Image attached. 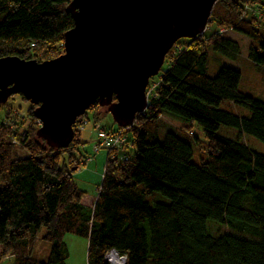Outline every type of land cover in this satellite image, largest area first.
Instances as JSON below:
<instances>
[{
    "label": "trees",
    "instance_id": "obj_1",
    "mask_svg": "<svg viewBox=\"0 0 264 264\" xmlns=\"http://www.w3.org/2000/svg\"><path fill=\"white\" fill-rule=\"evenodd\" d=\"M70 1L0 0V57L42 61L61 54L64 32L73 26ZM230 31L251 40L247 56L264 68V2L217 0L203 33L178 40L166 54L167 67L146 88V109L129 126L114 121L110 130L125 129L132 146L126 158L107 151L90 205L73 179L80 162L72 150L83 143L82 117L101 123L110 114L106 107L96 102L88 108L92 117H78L63 148L48 146L24 116L6 112L0 119V264H66L67 234L87 241L86 264H111L105 257L111 249L126 264H264V152L244 139L264 143V101L239 89V70L223 65L214 76L206 70L213 52L240 53L224 34ZM224 101L247 114L222 108ZM34 109L25 117L37 119ZM163 116L201 127L199 162L190 127L164 124ZM221 125L236 135L221 134ZM161 127L169 128L163 140ZM15 145L28 155H17ZM156 193L165 200L147 199ZM208 222L227 231L216 234ZM42 242L49 248L37 259L32 252Z\"/></svg>",
    "mask_w": 264,
    "mask_h": 264
},
{
    "label": "water",
    "instance_id": "obj_2",
    "mask_svg": "<svg viewBox=\"0 0 264 264\" xmlns=\"http://www.w3.org/2000/svg\"><path fill=\"white\" fill-rule=\"evenodd\" d=\"M216 1L71 0L61 54L0 57V105L13 94L36 104V136L53 148L71 142L76 119L96 102L129 126L146 109V88L166 54L203 33Z\"/></svg>",
    "mask_w": 264,
    "mask_h": 264
},
{
    "label": "rangeland",
    "instance_id": "obj_3",
    "mask_svg": "<svg viewBox=\"0 0 264 264\" xmlns=\"http://www.w3.org/2000/svg\"><path fill=\"white\" fill-rule=\"evenodd\" d=\"M264 2V0H261ZM212 24V23H210ZM209 24V25H210ZM213 26H211L212 28ZM210 28V27H209ZM228 37L233 40H236L240 47V53L236 55H228L222 54L219 52H213L207 61L206 70L210 76H214L217 71L223 66H230L240 71V81H239V89L249 94L253 97L259 98L264 101V68L255 66L254 62L248 58V46L251 43V40L242 35L238 34L234 31L224 33ZM176 44V43H175ZM174 44V45H175ZM173 52H171L172 55ZM168 60H165L164 64L162 65L160 72L167 67ZM159 72V73H160ZM153 78V82L156 83L159 79L158 74L156 76L151 77ZM150 78V79H151ZM151 81V80H149ZM35 107L36 104H33ZM32 106L30 101H25L19 96V94L11 95L5 104L0 105V119L6 115L7 111L19 113L20 116H24V124H28L31 126L40 127L39 119L34 118H26L25 115L27 114L28 109ZM222 108L229 109L239 115H246L247 110L243 107L238 105H234L228 101H224L221 104ZM87 115L92 117V111L89 109L86 110ZM84 115V114H83ZM81 115V116H83ZM80 117V116H79ZM87 119L90 122L83 125V120ZM92 119L82 117V124L81 127L83 129L79 132V139L82 144L78 146L77 150H72L74 155L79 159L80 167L78 170L73 172V179L78 184V186L85 192L83 199L85 201L89 200L91 196H96V187L101 183L102 171L105 164V160L107 158V150L100 149V152H97L94 147V140L96 138V134L93 132V123ZM162 121L164 124L169 126H173L176 128H180L182 123L177 119H174L170 116H163ZM101 124L107 129H115L117 124L114 122L111 114L105 115L103 120H101ZM190 127L191 134L190 140H194L197 138L200 148L198 145L193 147L194 155L193 161L199 162L198 152L204 151L205 144H204V136L201 127L196 122L191 123H183ZM83 125V126H82ZM169 128L161 127L159 131V139L163 140L164 134ZM35 130V131H36ZM219 132L223 135L234 137L236 135L235 128L221 125ZM250 145H252L256 150L260 152H264V143L259 141L252 135H246L245 138ZM96 142V141H95ZM15 151L19 156H27L28 152L24 149L15 145ZM197 153V155H196ZM90 158V160H88ZM112 158V157H111ZM84 161L85 164H84ZM83 162V163H82ZM147 199L150 201L153 200H165L159 194L148 195ZM212 222H208V226ZM210 229L212 232L219 234L226 232V228L211 224ZM65 245L67 248V257H66V264H86V255H87V241L84 238L73 234H67L64 237ZM46 248H49V245L45 242L40 243L33 252L32 256L37 259H42L45 255ZM111 255V254H110ZM110 259H113L109 256ZM5 264V263H4ZM11 264V263H10ZM120 264H124V262H120Z\"/></svg>",
    "mask_w": 264,
    "mask_h": 264
},
{
    "label": "built area",
    "instance_id": "obj_4",
    "mask_svg": "<svg viewBox=\"0 0 264 264\" xmlns=\"http://www.w3.org/2000/svg\"><path fill=\"white\" fill-rule=\"evenodd\" d=\"M90 122L87 119L83 120V125ZM93 123V132L96 134V138L94 140V147L95 150L98 152L101 148L105 149L109 152L110 157H116L119 152H122L120 157L126 158L125 156L126 151L131 149V142L128 133L124 129L120 130H110L105 128L100 122H92ZM82 125V126H83ZM83 128V127H81ZM96 141V142H95ZM90 160V158H88ZM114 254L116 257L113 259H110L109 256ZM106 259L111 264H120V262H124L126 264V256L125 255H119V253L115 249L109 250L106 255Z\"/></svg>",
    "mask_w": 264,
    "mask_h": 264
},
{
    "label": "crops",
    "instance_id": "obj_5",
    "mask_svg": "<svg viewBox=\"0 0 264 264\" xmlns=\"http://www.w3.org/2000/svg\"><path fill=\"white\" fill-rule=\"evenodd\" d=\"M83 129V128H81ZM83 163V162H82ZM85 164V163H84ZM95 200V196H91L89 200L85 201L83 198H82V201L88 205L92 204Z\"/></svg>",
    "mask_w": 264,
    "mask_h": 264
},
{
    "label": "bare ground",
    "instance_id": "obj_6",
    "mask_svg": "<svg viewBox=\"0 0 264 264\" xmlns=\"http://www.w3.org/2000/svg\"><path fill=\"white\" fill-rule=\"evenodd\" d=\"M111 257L116 259V257L114 256V254H112Z\"/></svg>",
    "mask_w": 264,
    "mask_h": 264
}]
</instances>
